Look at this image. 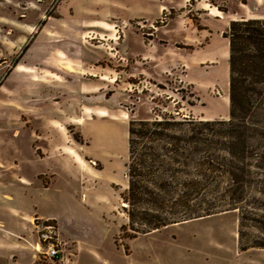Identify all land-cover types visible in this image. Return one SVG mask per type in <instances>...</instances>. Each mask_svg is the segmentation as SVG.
<instances>
[{
  "label": "rangeland",
  "instance_id": "obj_1",
  "mask_svg": "<svg viewBox=\"0 0 264 264\" xmlns=\"http://www.w3.org/2000/svg\"><path fill=\"white\" fill-rule=\"evenodd\" d=\"M85 1L0 0V186L12 190L15 179L32 180L36 172L56 175L54 182L40 177L46 187L54 185L47 193L32 189V203L37 219L57 218L67 234L62 264H264V250L241 251L238 212L134 240L123 230L129 219L122 200L131 121H230L224 35L232 22L264 20V0H149L146 8L135 5L141 0H116L131 6L111 14L96 7L100 0ZM75 6L74 21L69 12L59 18V9ZM71 86L93 110L77 108L81 120L54 136L73 147L72 168L65 171L55 158L37 164L32 146L37 131L44 136L46 122L61 116ZM243 231L245 245L262 243L253 227ZM39 264L54 263L40 257Z\"/></svg>",
  "mask_w": 264,
  "mask_h": 264
},
{
  "label": "trees",
  "instance_id": "obj_2",
  "mask_svg": "<svg viewBox=\"0 0 264 264\" xmlns=\"http://www.w3.org/2000/svg\"><path fill=\"white\" fill-rule=\"evenodd\" d=\"M231 119L178 121L173 116L129 126L128 190L122 196L138 236L226 213L240 215L241 251L264 250L244 228L264 235V20L230 24Z\"/></svg>",
  "mask_w": 264,
  "mask_h": 264
},
{
  "label": "crops",
  "instance_id": "obj_3",
  "mask_svg": "<svg viewBox=\"0 0 264 264\" xmlns=\"http://www.w3.org/2000/svg\"><path fill=\"white\" fill-rule=\"evenodd\" d=\"M91 1V0H90ZM187 2H194L196 4L201 5L202 3H205L204 0H184ZM87 0L85 1V3ZM100 4L96 5L97 8L101 9L107 8L109 10V14L111 13H118L120 12L118 9H116V6H122V7H129L131 5H125L121 2H118L116 0H100ZM135 5H140L142 7H148L151 4V1L149 0H141L134 1ZM67 6H70L68 4ZM133 7V6H132ZM69 8V7H68ZM113 8V9H112ZM78 6H75L74 8L68 10L65 12L66 9H59V18L61 17L64 20L65 14H68V19L74 21L75 18L78 17ZM108 14V15H109ZM67 17V16H66ZM96 21L92 22H86L83 21L81 24L83 25H94ZM91 74H97L91 73ZM90 81V79H89ZM111 82V81H110ZM87 84V83H86ZM90 86L89 84H87ZM72 93V99H69L70 101L67 102L68 110L65 109V107L58 108L59 112L61 113V116H55L52 119H49L48 122L44 125L45 128H43V135L42 136L40 131H37L38 137L36 138L37 143L33 144V157L37 159V164L46 165L47 160L49 159H56L59 164L62 166L60 168L67 171L69 168H72L71 164V156L70 152L73 151L72 145L65 144V143H56L55 141V134L58 135V137H63L64 129H66V124L72 121L81 120V118H77L76 112L77 108L79 110H87L93 108H89L90 103L88 101L80 104L79 100L75 97L77 94V89L75 87L70 88ZM86 94H88L87 91H85ZM95 96L91 95L90 97ZM86 100H89L87 97H85ZM62 104V103H61ZM82 112V111H81ZM72 113V114H71ZM71 114V115H70ZM85 115V113H83ZM76 118H72V117ZM95 117H98L95 113ZM56 135V136H57ZM42 143V144H39ZM46 147V149H44ZM65 152H68V155H65ZM78 164V161H75ZM18 165V163H16ZM74 166V165H73ZM75 169L76 166H74ZM2 169V168H1ZM18 170V167H17ZM77 171V170H76ZM43 176H50L51 180L56 179V175L49 174V172L46 173H39L36 172L34 176L32 177V180H26L23 178L15 179L14 188L12 190L7 189L5 186H0V189L3 191L2 196V203H0V264H39L40 256L35 251V246L38 244V237L35 235V228L32 225L33 220L39 217L38 209L33 206L32 199H33V193L32 189H35L36 193H39V191H43L44 193L49 192L51 186L44 185L43 181L40 180V177ZM52 182V183H53ZM47 185H50L49 183ZM40 219L46 220V221H56L57 218H43ZM57 222V221H56ZM57 227L59 230V233L61 237L63 231L61 227H59V224L57 223ZM66 234V233H65ZM67 235V234H66ZM74 236H71V238ZM74 239L78 240L74 237ZM80 250V253H78V259L80 258L81 254V248L78 245L77 247ZM77 259V260H78ZM76 260V261H77ZM75 261V262H76ZM74 263V262H73ZM72 263V264H73Z\"/></svg>",
  "mask_w": 264,
  "mask_h": 264
},
{
  "label": "built area",
  "instance_id": "obj_4",
  "mask_svg": "<svg viewBox=\"0 0 264 264\" xmlns=\"http://www.w3.org/2000/svg\"><path fill=\"white\" fill-rule=\"evenodd\" d=\"M32 225L38 237L35 251L40 257L54 264L63 263L61 235L54 221L34 219Z\"/></svg>",
  "mask_w": 264,
  "mask_h": 264
}]
</instances>
